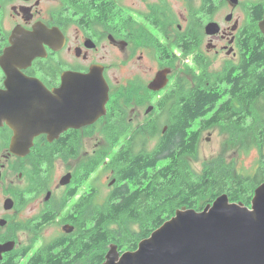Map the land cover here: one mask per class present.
<instances>
[{"label": "flooded vegetation", "instance_id": "obj_1", "mask_svg": "<svg viewBox=\"0 0 264 264\" xmlns=\"http://www.w3.org/2000/svg\"><path fill=\"white\" fill-rule=\"evenodd\" d=\"M263 16L264 0H0V264H27L43 248L42 229L57 218L44 224L56 214L48 209L53 203L48 190L52 163L64 153L76 159L81 139L90 138L96 129L104 136L113 109L112 91L119 83L109 75L112 68L129 71L132 66L130 84L145 91L135 98L136 109L129 114L126 106H118L129 90L117 91L115 114H128L130 124L143 114L144 127L161 115L160 99L171 81L170 74L165 88L151 91L149 84L158 72H172L183 55V64L198 76L228 72L238 78L243 56L250 54V27L256 23L259 30ZM209 24H216L212 32L206 31ZM220 56L232 61L211 72ZM92 68L103 71L108 85L105 114L94 124L60 132L52 142L46 134L37 136L25 156L13 153V96H32L26 103L44 104L39 94L65 103L75 92L64 89L62 77L86 75ZM135 70L149 71L153 77L145 84ZM28 82L39 93L27 89ZM195 86L196 80L190 89ZM68 109L64 105L62 111Z\"/></svg>", "mask_w": 264, "mask_h": 264}, {"label": "trees", "instance_id": "obj_2", "mask_svg": "<svg viewBox=\"0 0 264 264\" xmlns=\"http://www.w3.org/2000/svg\"><path fill=\"white\" fill-rule=\"evenodd\" d=\"M254 24L250 54L243 56L238 78L228 72L198 76L197 86L185 90L179 80L160 99L161 115L136 130L125 116L115 114L113 103L104 125L105 150L78 178V185L84 184L103 168L114 181L111 190L100 202L93 180L67 213L75 230L45 244L27 264H103L109 245H117L121 253L134 251L177 210L200 211L223 194L231 203L250 207L254 190L264 183V152L252 176L231 177L222 168L197 177L190 161L200 133L213 127L239 135L245 149L256 147L261 153L264 148V37ZM75 194L72 190L68 199ZM56 216L45 218L44 224Z\"/></svg>", "mask_w": 264, "mask_h": 264}, {"label": "water", "instance_id": "obj_3", "mask_svg": "<svg viewBox=\"0 0 264 264\" xmlns=\"http://www.w3.org/2000/svg\"><path fill=\"white\" fill-rule=\"evenodd\" d=\"M215 27L216 24H209L206 31L212 32ZM258 28L264 37V16ZM170 73L169 69L158 72L149 89L158 92L165 88ZM62 83L65 90L75 92L65 103H55L45 96L40 98L39 94V100L48 105L26 103L32 96H13L16 100L10 105L13 153L25 156L37 136L46 134L48 142H52L60 132L94 124L105 114L108 85L101 69L92 68L86 75L66 74ZM29 86L30 82L27 89ZM31 90L39 93L37 87L31 86ZM64 105L69 108L65 112ZM70 182L68 174L60 180V186ZM113 184L114 181L109 187ZM73 230L69 225L62 228L66 234ZM103 264H264V183L254 190L251 208L231 203L223 194L200 211L177 210L139 242L136 250L121 253L117 245H109Z\"/></svg>", "mask_w": 264, "mask_h": 264}, {"label": "rangeland", "instance_id": "obj_4", "mask_svg": "<svg viewBox=\"0 0 264 264\" xmlns=\"http://www.w3.org/2000/svg\"><path fill=\"white\" fill-rule=\"evenodd\" d=\"M218 20H221V18H218ZM184 59L183 55H181L178 60L181 64H178L177 61L175 62L173 70L170 73L171 81L165 90V93L169 92L172 89V86H174L179 80L183 82L184 90L190 88V83L195 81L198 77L195 69L189 68V66L183 64ZM228 61L232 60L223 56L216 58L211 72H215L217 69L220 70L225 67V64L229 63ZM135 71L138 75L137 78L145 84L148 79L153 77V74L149 71ZM131 73L132 66L129 71L123 68H120V70L112 68L109 73L111 78L118 77L117 80H119L117 85L115 83V89L112 91V104L117 103L116 101L118 98L115 97L117 91L121 90L124 92L125 90H129V96H124L123 100L118 104V106H122H119L121 109L126 106L128 108V114L131 109H136L135 98L145 96V91L136 90L130 84V79L132 78L130 76ZM126 102H129V105H126ZM148 104L150 103H147V105ZM128 114L126 118H129ZM142 116L143 114L131 123V130H136V128L142 126L144 123V118H142ZM97 131L98 129L91 134L90 138L81 139L82 144L78 155H76V159H69L70 157L65 156L54 160L52 163L50 171L51 178L49 181L50 186L48 190L52 193V199H50V201H53V203L48 209L54 211V213L57 214V218L42 229L41 241L43 245L65 238L66 234H64L62 228L66 225L73 226L75 230V226L70 222L65 223V218L70 213L71 208L79 201L80 197L88 191V187L93 180H96L94 186L99 191L97 197L100 202L104 200L112 188L109 187L112 177L108 173L103 172V168L97 169L92 176L89 177V180L86 183L78 185V178L82 167L105 150L103 148L106 144L105 137L101 131ZM263 149L261 153L256 147L245 149L239 135H231L228 131H225L220 127H213L200 133L196 157L191 159L190 167L197 177H201L205 170L210 171L222 168H227L231 177H236L238 174L252 176L262 159L264 152ZM68 174L73 177L70 185L65 188H58L60 184L58 182ZM74 189L76 191L75 196L72 199H68L69 193ZM43 197H45V194H43ZM131 229L138 231L137 226H132Z\"/></svg>", "mask_w": 264, "mask_h": 264}]
</instances>
